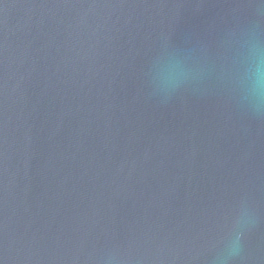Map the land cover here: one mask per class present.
<instances>
[{
  "label": "water",
  "instance_id": "obj_1",
  "mask_svg": "<svg viewBox=\"0 0 264 264\" xmlns=\"http://www.w3.org/2000/svg\"><path fill=\"white\" fill-rule=\"evenodd\" d=\"M254 46L264 0H0V264H264Z\"/></svg>",
  "mask_w": 264,
  "mask_h": 264
},
{
  "label": "clouds",
  "instance_id": "obj_2",
  "mask_svg": "<svg viewBox=\"0 0 264 264\" xmlns=\"http://www.w3.org/2000/svg\"><path fill=\"white\" fill-rule=\"evenodd\" d=\"M246 78L249 94L254 98L257 106H264V50L253 47L249 57ZM236 250H238V241L233 248V251Z\"/></svg>",
  "mask_w": 264,
  "mask_h": 264
}]
</instances>
